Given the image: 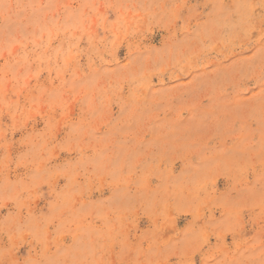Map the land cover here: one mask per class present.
Masks as SVG:
<instances>
[{"label": "rangeland", "instance_id": "rangeland-1", "mask_svg": "<svg viewBox=\"0 0 264 264\" xmlns=\"http://www.w3.org/2000/svg\"><path fill=\"white\" fill-rule=\"evenodd\" d=\"M0 264H264V0H0Z\"/></svg>", "mask_w": 264, "mask_h": 264}]
</instances>
